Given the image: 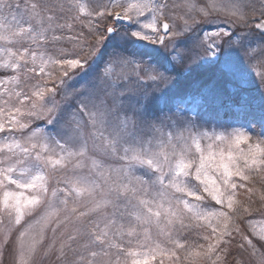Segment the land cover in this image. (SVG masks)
Instances as JSON below:
<instances>
[{
	"label": "snow or ice",
	"instance_id": "6c2138e0",
	"mask_svg": "<svg viewBox=\"0 0 264 264\" xmlns=\"http://www.w3.org/2000/svg\"><path fill=\"white\" fill-rule=\"evenodd\" d=\"M261 173L264 0H0L12 264H228L236 235L235 264H264V214L254 243L236 199Z\"/></svg>",
	"mask_w": 264,
	"mask_h": 264
},
{
	"label": "rangeland",
	"instance_id": "374dc122",
	"mask_svg": "<svg viewBox=\"0 0 264 264\" xmlns=\"http://www.w3.org/2000/svg\"><path fill=\"white\" fill-rule=\"evenodd\" d=\"M89 2L91 3V0H89ZM199 2H203V0H199ZM169 3H171V0H169ZM217 24L221 23L220 20H217L216 22ZM230 27V26H229ZM77 30H79V26H77ZM85 31V33H87V29H83ZM65 47H70V45L65 44ZM258 79V77H257ZM254 95L257 96V103H258V93H253ZM220 117H225V118H229L225 113L221 112L220 113ZM223 121H227L230 122V120H224ZM257 132L259 130V125L256 126ZM257 132L253 133V137H255V135L257 134ZM241 147H246V145H241ZM59 175V174H56ZM51 180H50V187L54 186V182H55V176H53L52 174H50ZM238 179V178H235ZM247 183V187H253L254 189H256L257 191H255L254 193H248L247 192V188H241L238 189V195L236 197L237 200L241 201L242 203L247 204L249 199H251L253 201V203L250 205V207L254 210L251 212L250 215H244L240 220H239V225H240V229L241 231L245 234L248 235L249 238L253 239V242L256 243L257 242V238L252 236L251 230L249 229L246 221L251 220V219H261L262 218V214H264V205L261 204L260 201V193H264V173H261L260 175H253L251 182H245ZM206 195V194H205ZM206 203L208 204H212L214 202L209 200H206ZM256 208V210H255ZM32 217H26L25 222L21 225L18 226L16 229L13 230L12 232V240H15L18 232L20 230V228H22L24 226V224H26L27 222L31 221ZM200 231H205L204 229H200ZM182 233V232H181ZM180 233V234H181ZM2 235V234H0ZM51 232L48 233V239L45 240V244L50 242L51 239ZM241 243V236L236 235L235 239L233 240L232 244H231V252L235 254V256H229L228 257V264H235V260L236 259H243L245 261H248L251 259V257L249 256L248 251H241V249L239 248V244ZM259 247V244L257 245ZM3 252V256H2V264H12V254H11V249L8 247L3 248L2 250H0ZM261 251H264V248L261 249ZM38 264H57L56 258H55V254H50L48 257L44 258L42 261H39ZM164 264H170V262L165 259ZM186 264V262H185Z\"/></svg>",
	"mask_w": 264,
	"mask_h": 264
},
{
	"label": "trees",
	"instance_id": "16d2710c",
	"mask_svg": "<svg viewBox=\"0 0 264 264\" xmlns=\"http://www.w3.org/2000/svg\"><path fill=\"white\" fill-rule=\"evenodd\" d=\"M220 118H222V117H220ZM222 119L230 120V118H225V117H223ZM255 210H256V208H255ZM180 238H181L182 242L184 239H187L189 241V243H191L196 238V232L194 230L184 231L180 234ZM177 255L182 257L183 252L181 250H177Z\"/></svg>",
	"mask_w": 264,
	"mask_h": 264
}]
</instances>
